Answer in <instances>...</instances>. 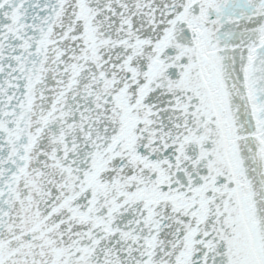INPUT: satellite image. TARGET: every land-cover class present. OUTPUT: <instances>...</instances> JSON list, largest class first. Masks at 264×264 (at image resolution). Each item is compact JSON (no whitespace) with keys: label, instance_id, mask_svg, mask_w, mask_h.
<instances>
[{"label":"snow or ice","instance_id":"obj_1","mask_svg":"<svg viewBox=\"0 0 264 264\" xmlns=\"http://www.w3.org/2000/svg\"><path fill=\"white\" fill-rule=\"evenodd\" d=\"M0 264H264V0H0Z\"/></svg>","mask_w":264,"mask_h":264}]
</instances>
